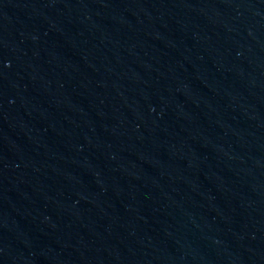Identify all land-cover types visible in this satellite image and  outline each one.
Masks as SVG:
<instances>
[{"label":"water","instance_id":"water-1","mask_svg":"<svg viewBox=\"0 0 264 264\" xmlns=\"http://www.w3.org/2000/svg\"><path fill=\"white\" fill-rule=\"evenodd\" d=\"M0 264H264V0H0Z\"/></svg>","mask_w":264,"mask_h":264}]
</instances>
